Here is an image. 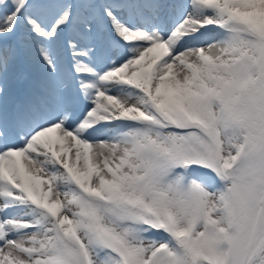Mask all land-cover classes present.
I'll use <instances>...</instances> for the list:
<instances>
[{
  "label": "snow or ice",
  "instance_id": "1",
  "mask_svg": "<svg viewBox=\"0 0 264 264\" xmlns=\"http://www.w3.org/2000/svg\"><path fill=\"white\" fill-rule=\"evenodd\" d=\"M0 264H264V0H0Z\"/></svg>",
  "mask_w": 264,
  "mask_h": 264
}]
</instances>
